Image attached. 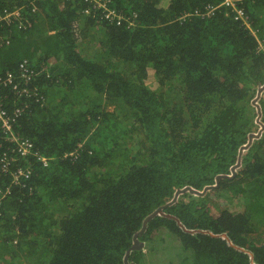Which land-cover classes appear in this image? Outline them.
I'll use <instances>...</instances> for the list:
<instances>
[{
  "label": "trees",
  "instance_id": "1",
  "mask_svg": "<svg viewBox=\"0 0 264 264\" xmlns=\"http://www.w3.org/2000/svg\"><path fill=\"white\" fill-rule=\"evenodd\" d=\"M222 2L0 0L31 26L0 74L47 68L14 127L38 155L0 199V264H264V0L236 3L257 37Z\"/></svg>",
  "mask_w": 264,
  "mask_h": 264
},
{
  "label": "built area",
  "instance_id": "2",
  "mask_svg": "<svg viewBox=\"0 0 264 264\" xmlns=\"http://www.w3.org/2000/svg\"><path fill=\"white\" fill-rule=\"evenodd\" d=\"M68 1V0H62ZM83 2H91L92 8L101 6L102 0H82ZM238 0H223L221 3L225 6H230L236 11V19H241L243 25H245L251 34L255 37L256 32L252 29L248 17L242 13L241 10L236 9V3ZM30 13L36 10L35 6H30ZM215 6L207 5L203 9L195 10V15L210 16L215 10ZM85 13H90L89 8L84 9ZM109 18L113 19V16L109 15ZM119 24V21L116 22ZM132 24V23H130ZM4 26H9L8 31L4 29ZM30 26V21L26 11L20 9L4 10L0 13V48H4L9 45L12 39V31H24ZM264 47V45H262ZM51 64V61H49ZM30 63L27 59H23L19 62V71L12 73L7 71L0 74V174L5 175L9 173L11 176L10 184L5 189L0 188V199H2L8 192L9 187L12 184L19 183L20 180L26 178L31 173V166L28 164L15 165L19 159H25L29 156L38 155L32 141L28 138H24L17 134L15 131V125L19 121L20 117L29 111L31 103L39 101L43 98L37 89L32 85V81L35 77L42 73L47 72V68L41 65ZM6 90L10 95L6 94ZM8 100L12 101V106H8ZM38 158L46 162V158L38 156ZM15 165L12 171L10 166ZM2 176V175H0Z\"/></svg>",
  "mask_w": 264,
  "mask_h": 264
},
{
  "label": "rangeland",
  "instance_id": "3",
  "mask_svg": "<svg viewBox=\"0 0 264 264\" xmlns=\"http://www.w3.org/2000/svg\"><path fill=\"white\" fill-rule=\"evenodd\" d=\"M146 81H147V83H151L153 81V77L152 76H149L146 79ZM218 202L219 203L221 202L222 207H224L225 204H226L228 208H230V209H232L234 211H237V210L239 211V205H238V201L237 200L236 201H232V198H226V199L224 198V201H222L221 199H219Z\"/></svg>",
  "mask_w": 264,
  "mask_h": 264
},
{
  "label": "water",
  "instance_id": "4",
  "mask_svg": "<svg viewBox=\"0 0 264 264\" xmlns=\"http://www.w3.org/2000/svg\"><path fill=\"white\" fill-rule=\"evenodd\" d=\"M141 246V244L136 243L135 247L139 248Z\"/></svg>",
  "mask_w": 264,
  "mask_h": 264
},
{
  "label": "crops",
  "instance_id": "5",
  "mask_svg": "<svg viewBox=\"0 0 264 264\" xmlns=\"http://www.w3.org/2000/svg\"><path fill=\"white\" fill-rule=\"evenodd\" d=\"M50 61V60H49Z\"/></svg>",
  "mask_w": 264,
  "mask_h": 264
}]
</instances>
